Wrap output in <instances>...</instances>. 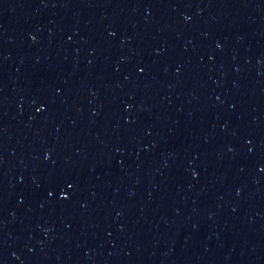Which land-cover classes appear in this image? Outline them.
<instances>
[{"label": "water", "instance_id": "water-1", "mask_svg": "<svg viewBox=\"0 0 264 264\" xmlns=\"http://www.w3.org/2000/svg\"><path fill=\"white\" fill-rule=\"evenodd\" d=\"M0 264H264V0H0Z\"/></svg>", "mask_w": 264, "mask_h": 264}, {"label": "snow or ice", "instance_id": "snow-or-ice-1", "mask_svg": "<svg viewBox=\"0 0 264 264\" xmlns=\"http://www.w3.org/2000/svg\"><path fill=\"white\" fill-rule=\"evenodd\" d=\"M42 106H43V105H42ZM69 187H71V185H69ZM61 195H62V196H67L68 193L62 191V192H61Z\"/></svg>", "mask_w": 264, "mask_h": 264}]
</instances>
